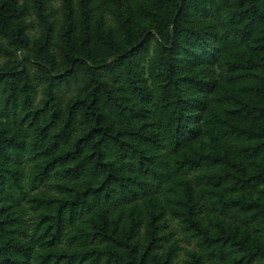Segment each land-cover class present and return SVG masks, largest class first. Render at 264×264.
Returning <instances> with one entry per match:
<instances>
[{
    "label": "trees",
    "instance_id": "obj_1",
    "mask_svg": "<svg viewBox=\"0 0 264 264\" xmlns=\"http://www.w3.org/2000/svg\"><path fill=\"white\" fill-rule=\"evenodd\" d=\"M54 1L0 0V264L262 263L264 0Z\"/></svg>",
    "mask_w": 264,
    "mask_h": 264
},
{
    "label": "rangeland",
    "instance_id": "obj_2",
    "mask_svg": "<svg viewBox=\"0 0 264 264\" xmlns=\"http://www.w3.org/2000/svg\"><path fill=\"white\" fill-rule=\"evenodd\" d=\"M60 1L61 0H55L52 4H51V8L54 11H59V7H60ZM28 22L31 23V28L28 30V34L30 36H35L38 33V29H37V25L36 22L34 21V19H32V17L28 18ZM68 96V95H67ZM41 97V95L38 96L37 100H39V98ZM171 228H175L174 223H171ZM175 237L179 239V245L182 248V250H187V249H192L194 246L192 243H186L183 239V237L179 234L178 231H176L175 233ZM186 256L184 254V251H180L178 254V259H177V264H184L183 261L185 260ZM260 264H264V261Z\"/></svg>",
    "mask_w": 264,
    "mask_h": 264
}]
</instances>
